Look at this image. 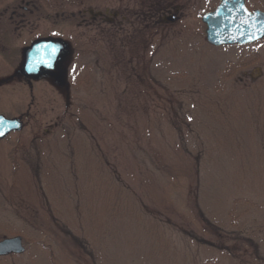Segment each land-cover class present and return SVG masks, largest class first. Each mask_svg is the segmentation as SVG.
<instances>
[{
    "label": "rangeland",
    "instance_id": "1",
    "mask_svg": "<svg viewBox=\"0 0 264 264\" xmlns=\"http://www.w3.org/2000/svg\"><path fill=\"white\" fill-rule=\"evenodd\" d=\"M220 2L72 55L69 92L0 88L24 121L0 142V240L25 246L0 264H264V38L211 46Z\"/></svg>",
    "mask_w": 264,
    "mask_h": 264
},
{
    "label": "flooded vegetation",
    "instance_id": "2",
    "mask_svg": "<svg viewBox=\"0 0 264 264\" xmlns=\"http://www.w3.org/2000/svg\"><path fill=\"white\" fill-rule=\"evenodd\" d=\"M199 6L200 0H109V2L106 0H0V56L5 53L7 57L5 61L16 66L12 74L0 76V88L9 83L19 82L27 86L29 93L36 97L42 95L43 84L54 89H66L69 92L71 75L67 61L69 63L72 55H99L108 42L110 48L111 44L115 46L112 53L114 57V52H119L120 49L122 40L118 38L122 29L153 31L166 28L178 23L188 9ZM211 11L213 9L209 12ZM63 22L70 25L66 39L58 34V25ZM74 26L77 30L76 36H74ZM54 39H65L68 45V55L63 64L67 71L65 86H60L48 75L34 77L26 76L21 72L25 50L37 42ZM111 39L114 40L113 43ZM99 43L103 46L96 52L92 46L94 44L99 46ZM17 46L21 48L16 49ZM1 60L2 57L0 62ZM99 62L98 59V64ZM47 103L53 104L48 106L49 108L57 106L55 101ZM1 104L4 107L5 103L1 102ZM0 115L7 119L20 120L23 128L22 117H8L4 112H0ZM5 138L0 139V142ZM8 256H0V259Z\"/></svg>",
    "mask_w": 264,
    "mask_h": 264
},
{
    "label": "water",
    "instance_id": "3",
    "mask_svg": "<svg viewBox=\"0 0 264 264\" xmlns=\"http://www.w3.org/2000/svg\"><path fill=\"white\" fill-rule=\"evenodd\" d=\"M202 21L206 25V40L215 47L246 45L264 38V11L249 10L246 0H221L212 12L202 16ZM67 55L68 45L62 39L37 42L25 50L21 72L34 77L48 75L60 86H65L67 71L63 64ZM21 129L20 120L7 119L0 115V139ZM24 252L21 236L0 240V256L20 255Z\"/></svg>",
    "mask_w": 264,
    "mask_h": 264
},
{
    "label": "snow or ice",
    "instance_id": "4",
    "mask_svg": "<svg viewBox=\"0 0 264 264\" xmlns=\"http://www.w3.org/2000/svg\"><path fill=\"white\" fill-rule=\"evenodd\" d=\"M0 134H2V133H0Z\"/></svg>",
    "mask_w": 264,
    "mask_h": 264
}]
</instances>
